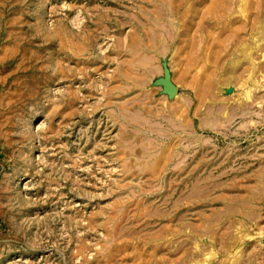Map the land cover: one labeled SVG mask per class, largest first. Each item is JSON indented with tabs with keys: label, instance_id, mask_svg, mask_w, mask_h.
<instances>
[{
	"label": "rangeland",
	"instance_id": "obj_1",
	"mask_svg": "<svg viewBox=\"0 0 264 264\" xmlns=\"http://www.w3.org/2000/svg\"><path fill=\"white\" fill-rule=\"evenodd\" d=\"M0 264H264V0H0Z\"/></svg>",
	"mask_w": 264,
	"mask_h": 264
}]
</instances>
